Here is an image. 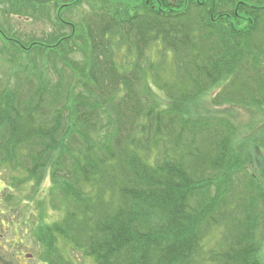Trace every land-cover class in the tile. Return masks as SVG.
I'll return each instance as SVG.
<instances>
[{
    "label": "trees",
    "instance_id": "trees-1",
    "mask_svg": "<svg viewBox=\"0 0 264 264\" xmlns=\"http://www.w3.org/2000/svg\"><path fill=\"white\" fill-rule=\"evenodd\" d=\"M6 7L51 19L52 7L78 37L62 48L73 34L61 29L42 39L52 45L24 41L0 19V58L14 64L0 78V172L39 200L40 263L79 264L71 246L94 264H264V160L248 168L234 118L238 107L264 115V0H0ZM58 60L74 73L67 87ZM5 197L0 205L23 201ZM47 203L61 219L48 220Z\"/></svg>",
    "mask_w": 264,
    "mask_h": 264
},
{
    "label": "rangeland",
    "instance_id": "rangeland-1",
    "mask_svg": "<svg viewBox=\"0 0 264 264\" xmlns=\"http://www.w3.org/2000/svg\"><path fill=\"white\" fill-rule=\"evenodd\" d=\"M9 7H6L4 9H0V19L2 20L1 24L3 25V27L5 28H9L10 26H12V29L15 30V32H17L20 36H22V38L24 39V41H28L31 38H35L37 40V42H42L45 44H48L47 42L43 41L42 39H47L48 35H50L49 33L53 30H62L61 33V37H70L73 33L71 30V27H65L63 28L60 26V24L58 23V21L53 22L54 21V10L52 7H48L49 12L52 13L53 17L52 19L50 17H47L46 15L44 16L39 10H38V17H34V16H29L26 15L25 13H22L21 16H14V15H10L6 9H8ZM72 9V12H76V13H72V17H73V21L71 20V22H76L79 21L78 19H82V16L85 12L88 11V7L87 5H85V7H79L78 9ZM4 11V12H2ZM7 12V13H5ZM65 13V17H71L70 13L68 11H64ZM7 15H9L10 17H7ZM63 28V29H62ZM40 38V39H39ZM1 38H0V44H2L3 42H1ZM78 40V37L76 35L73 34V40H68V41H62L60 43V47L58 48H62V46L65 45H73L76 44L75 41ZM79 42V41H78ZM48 45H52V44H48ZM35 49V48H34ZM34 49L30 52H17L18 55H26L28 56L30 59L34 58L37 54V51L34 52ZM74 52V51H73ZM50 52L45 53V57L47 58ZM57 53V52H56ZM56 53H52V59L55 58V54ZM121 55H119L118 59L121 60V64L120 65H124L126 67H129L128 64H126L127 60H130L132 58H130L131 56L127 57L126 54L124 52H120ZM72 57H76L79 58L80 56L76 53H70L69 54ZM26 57V59L28 58ZM3 59L0 58V78L2 80L5 79V72L7 71V69H9L8 67H13L14 64H12L11 66L9 65V58L8 56L5 55V57H2ZM28 60V59H27ZM18 61V60H17ZM17 61H16V65H17ZM25 61V60H24ZM29 61V60H28ZM27 61V62H28ZM30 62V61H29ZM130 63V62H129ZM57 66L59 68H62L64 70V72L57 77L56 79L60 78L63 82V84L67 87L72 81V79H74V73L72 71V68L68 65H64L62 64L61 60H58ZM52 67L55 68V64L52 63ZM51 69V73L54 74V69ZM55 80V79H54ZM73 83V82H72ZM239 100H236V102H238ZM248 104V102H247ZM249 105V104H248ZM255 108V107H254ZM254 108H243V107H238L236 112H234L235 116V120H237V122L243 127V131L241 133V138H240V142H241V149H243V151L249 155V162L250 164L248 165V168L251 170L255 168V163L258 164L259 161L258 160H264V115L261 112V114H259L260 112H258V110H254ZM264 110V109H261ZM264 181V176L258 174ZM15 176H18V174H15ZM11 174H7L4 172H0V200L2 199V197H6L9 195V193L11 195H13L14 200L18 201L21 200L22 203L21 205L17 206V205H11V204H7L6 202H3L0 205V230L1 232L5 233L6 236L13 238L15 235V231L16 229L18 230V228L20 230H22V227H28L27 229V239L26 241H22L21 242V247L24 248L25 253L26 251L28 252V258H29V263H33V264H37L36 263V258L34 256L35 253V247H34V243H33V237H32V229L34 228V224L32 223L33 220H35V214L39 215V205H38V201L29 203L26 200V197H24V193H32V189L31 186L24 188L23 192H20V189H14L11 186ZM49 185H50V180L49 177L47 178V180H45V182L43 183V187L42 190L39 191L38 193V198H43L48 201V194L47 191L49 189ZM10 188H12V190H10ZM58 195L57 197H55L54 199L57 201V205L58 208L60 209V207L63 205V196L61 195V192H54V196ZM21 196V197H20ZM5 197V198H6ZM24 197V198H23ZM56 205V206H57ZM58 209V210H59ZM54 208H51L48 203L46 205V212H47V218H49L48 220H58L61 219L62 217L60 216L59 211ZM5 221V224L3 223V220ZM25 219H28L27 222L23 225V221ZM7 220H9L10 225L7 223ZM12 222H16V223H21V224H16L18 227L15 228L14 226H12ZM51 222V221H50ZM3 224V225H2ZM68 249L73 253L75 260L79 263V264H94V258L93 257H88L85 254H83L82 252L78 251V250H72V247L69 246ZM262 250L264 251V243H262Z\"/></svg>",
    "mask_w": 264,
    "mask_h": 264
},
{
    "label": "flooded vegetation",
    "instance_id": "flooded-vegetation-1",
    "mask_svg": "<svg viewBox=\"0 0 264 264\" xmlns=\"http://www.w3.org/2000/svg\"><path fill=\"white\" fill-rule=\"evenodd\" d=\"M3 223L5 224V221ZM13 226L16 228L15 224ZM14 233V237L10 238L0 230V264H33L29 263L28 255L21 247L24 233Z\"/></svg>",
    "mask_w": 264,
    "mask_h": 264
}]
</instances>
